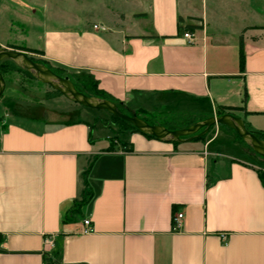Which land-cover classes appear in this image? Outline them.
Listing matches in <instances>:
<instances>
[{"label": "crops", "instance_id": "1", "mask_svg": "<svg viewBox=\"0 0 264 264\" xmlns=\"http://www.w3.org/2000/svg\"><path fill=\"white\" fill-rule=\"evenodd\" d=\"M128 3L118 23H99L107 32L80 24L20 48L94 76L132 113L211 118L237 108L226 114L264 133V0ZM8 90L15 110L0 116V264H264V163L226 127L165 142L104 127L79 106H48L64 96L28 99L6 88L2 99ZM175 212L184 214L179 231Z\"/></svg>", "mask_w": 264, "mask_h": 264}, {"label": "rangeland", "instance_id": "2", "mask_svg": "<svg viewBox=\"0 0 264 264\" xmlns=\"http://www.w3.org/2000/svg\"><path fill=\"white\" fill-rule=\"evenodd\" d=\"M128 9V0H0V47H25L36 44L40 33L49 30L61 31L80 24L93 27L104 22L110 26L124 18ZM29 55L37 60L41 59L40 55ZM4 78L6 88L20 89L28 99L39 98L53 90L48 85L18 73H7ZM12 94V90H8L0 100V116L4 115L5 109L14 112L13 102L9 99ZM65 98L58 97L48 102V106L54 111H66L79 106L81 110L93 113L97 122L104 127L114 125L118 129L109 112L75 105ZM222 128L225 129V126ZM214 129L216 127L212 128ZM241 146L248 154L264 163V159L255 151L245 145Z\"/></svg>", "mask_w": 264, "mask_h": 264}, {"label": "water", "instance_id": "3", "mask_svg": "<svg viewBox=\"0 0 264 264\" xmlns=\"http://www.w3.org/2000/svg\"><path fill=\"white\" fill-rule=\"evenodd\" d=\"M5 59L14 61L22 69L27 70L36 80L48 85L54 91H58L68 100L85 108L107 111L111 115L132 124L144 135L165 142L186 143L206 136L213 127L221 125L234 130L251 149L264 159V140L259 139L253 132L248 130L244 121L233 114L214 116L189 128L170 130L162 125H151L138 116L124 114L112 101L90 97L79 92L69 78L61 77L45 65L35 62L25 51L0 47V62ZM6 86L5 78L0 72V100L4 95Z\"/></svg>", "mask_w": 264, "mask_h": 264}, {"label": "trees", "instance_id": "4", "mask_svg": "<svg viewBox=\"0 0 264 264\" xmlns=\"http://www.w3.org/2000/svg\"><path fill=\"white\" fill-rule=\"evenodd\" d=\"M11 48H13L15 50L25 51L29 54L44 55L42 51L36 50V49L20 48V47H15V46H12ZM241 48H242L241 50H243V38H241ZM31 58L35 62L40 63V64L45 65L46 67L50 68L57 75L64 77V78H69L73 82V84L75 85V87L77 88V90L79 92H81L87 96H90V97H96V98L112 101L118 106L119 110L122 113L127 114L129 116L140 117L138 115V113L132 114V112H130L121 102H119L118 100L113 98L109 93L105 92L104 90H101L99 88V83L94 78V76H92V75H84V76L70 75L62 69L54 68L49 62H47L46 60H44L42 58L38 59V60L33 58V57H31ZM242 59H243V51H242ZM0 72L2 73L3 76H5V74H7V73H18V74H22V75H24L30 79L36 80L27 70L22 69L20 66H18L14 61H12L10 59H5V60L0 62ZM89 80H91V81H89ZM36 81H38V80H36ZM53 96H62V95L58 91H54V90H51L50 92L45 94L46 98H50ZM235 110H237V108L220 107L217 111V115L222 116V115H225L226 113H228L229 111H235ZM142 119H144L145 121H147L151 125H162V126H165L166 128H168L170 130H180V129L189 128V127L195 125L196 123L204 121L208 118H200V117L198 118V117H194V116L177 115V116H174L170 119H162L161 118L159 120H155V119H150V118L145 117V116ZM112 120H113V123L115 125H117L119 132L131 131V132L140 133L132 124H130V123L114 116V115H112ZM226 128L233 135L236 142H238L240 145H243V146L245 145L250 150L254 151L253 149H251L246 144V142L234 130H232L228 127H226ZM254 134L259 139L264 140V133L263 132L254 133ZM146 136L149 138L156 139V138L149 136V135H146ZM205 138H206V136L200 138V140H204ZM86 185H87V197L82 203H86L87 200H89L90 196H91V191L89 188L88 181L86 182Z\"/></svg>", "mask_w": 264, "mask_h": 264}, {"label": "built area", "instance_id": "5", "mask_svg": "<svg viewBox=\"0 0 264 264\" xmlns=\"http://www.w3.org/2000/svg\"><path fill=\"white\" fill-rule=\"evenodd\" d=\"M93 29L98 32H107L109 28L104 24H95ZM184 37L188 40L189 43H194V37L190 33H185ZM184 220V214L181 212H175L172 218V225L174 231H179L182 228V223ZM94 231L92 221L90 219L84 220V234H90ZM53 237L46 238V245H53Z\"/></svg>", "mask_w": 264, "mask_h": 264}]
</instances>
